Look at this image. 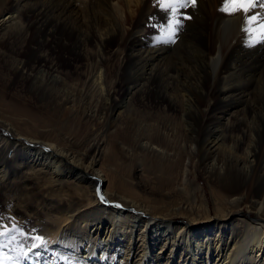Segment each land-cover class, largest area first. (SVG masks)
Segmentation results:
<instances>
[{
  "label": "bare ground",
  "instance_id": "1",
  "mask_svg": "<svg viewBox=\"0 0 264 264\" xmlns=\"http://www.w3.org/2000/svg\"><path fill=\"white\" fill-rule=\"evenodd\" d=\"M110 1L0 0L1 41L12 53L0 52V235L8 232L0 255L21 264H264V63L259 74L248 72L264 55V0H129L136 5L137 41L149 34L143 16L155 25L165 17L156 15L159 8L168 6L166 14L176 20L192 12L178 54L142 60L133 51L135 63L125 75L128 102L139 91L151 93L153 84L162 88L164 109L177 102L185 110L169 119L180 133L156 129L158 143L144 141L140 158L121 141L119 155L100 158L98 148L76 149L75 130L67 135L53 125L59 117L78 130L95 119L97 102H109L114 68L126 66L127 49L108 48L132 33L123 27L132 12L126 16L120 1ZM63 35L82 38L75 54L83 53L86 63L82 71L76 66L73 86L62 54H20L31 39ZM36 59L42 64L34 65ZM7 73L13 79L4 78ZM14 75L29 88L25 104L6 100ZM37 82L47 90L60 86L49 95L51 108L37 102ZM83 94L91 97L89 110L95 100L87 114L75 106ZM196 97L206 101L203 112L185 118L187 109L199 107ZM211 116L220 130L202 140L187 122ZM130 131L106 135L118 139ZM174 137L178 151L166 147ZM217 153L225 155L226 167ZM226 168L235 175L227 177ZM196 170L207 174L213 213L194 183ZM241 206L252 221L233 220L229 211Z\"/></svg>",
  "mask_w": 264,
  "mask_h": 264
},
{
  "label": "rangeland",
  "instance_id": "2",
  "mask_svg": "<svg viewBox=\"0 0 264 264\" xmlns=\"http://www.w3.org/2000/svg\"><path fill=\"white\" fill-rule=\"evenodd\" d=\"M114 1H118V2L120 1L119 2L120 6H121L120 12H123V14L126 16H128L129 13L132 12V9L133 10L136 9V5L133 4L134 3L133 1L129 2V0H127V2H126V0H111L110 3L114 2ZM259 4L264 6L263 1H260ZM88 12H92V14H95L98 11H96V9H94V10L86 11V13H88ZM167 12H168V6L165 8H161V9L159 8L157 10L156 15L158 17H161L162 14H165V17H163V19H161V20H158V22H156L155 25L152 23L150 24L149 19L148 18L145 19V17L143 16L142 20H140V23L147 24V30H148L149 34L147 35V37L142 38L138 41L136 39V34H135L136 31H138V26L137 27L135 26L136 25L135 24L136 23L135 12H132L129 16L131 21L128 19L123 24L124 30H128V29L131 30L133 35H131L132 34L131 33L128 36L123 35V36L119 37L118 40H115L113 43L110 44L108 49L111 48V49L117 50L118 48L119 49L126 48L127 49L126 56H125L126 66L123 67V65H122L121 68H119V67L114 68L113 78L115 80V83L113 85V88H112L109 96H108L109 102L108 101L104 102L102 100L97 102L98 105L96 104V106H97V112L96 113H98V115L95 119L90 121V123H87L84 126L79 127L78 130L74 129L75 128L74 124H70V125L68 124L67 125V123L66 124L65 123H59V121L57 119L59 117H56V119L54 120V125L52 124L54 127V131L60 130L58 132H62V130L65 128L64 129L65 134L68 135V132H72V130H75V133H73V135H72L71 141L72 142H74V140L76 141V144H75L76 149H82V150L92 149V152H93V149L98 148L99 150H103L99 155L100 158L101 157L109 158L111 153L112 154L116 153L117 155H119L118 149H117V144L119 143V141H121L123 143L124 147H126V148L129 147V148L133 149V151L136 150L137 156H138V158H140V155L143 152L137 148H139V146H141V145L143 146L142 143L144 141L146 142V141L150 140L149 142H151L152 144L158 143L157 135L155 133L156 129H158L160 127H163L166 130L168 128H171L170 130H167V133L169 135L173 134V133H180V130H181L180 127H178L177 129L173 128L169 119L175 115H182L184 106L182 107V105L180 106L177 102H172L171 107L164 109V104H162V100H161L162 88H159L161 86H154L152 84L151 87L153 86V88H152L151 93H147L143 90L139 91L137 95H139V94L140 95L138 97L134 98V101H131V102H128V96H127L128 93L125 92L128 84H129V80L125 79L126 78L125 75H127V73H128L127 68L134 66V63H135L134 60H131L132 58L130 56L133 51L136 52V50H139V52L141 53V59L142 60H147L148 57L151 56L152 53L154 55L155 54L161 55L162 56V57L160 56L161 58H165L166 56H174L175 53L178 54V51H179V50H177L178 44L181 41L182 36L187 33L186 31L189 28L186 23L187 22L190 23L193 21L192 12L189 14H187V13L182 14L180 16L181 19L179 18V20L174 19L172 17V15H170V14H166ZM86 13L83 12V15H85ZM190 16H191V18H190ZM188 19H189V21H188ZM180 20H182V22H180ZM176 21H178V22H176ZM168 23H169V25H168ZM175 24H176V27H175ZM2 37H3V35H2V33H0V52H3L1 55H7V57H10L12 55L11 48L7 44H5V46H3L2 41H1ZM159 38L161 40H159ZM173 38H174V40H173ZM76 41L78 42V44L74 43ZM80 41H82L81 37H74V36H69V35H63L60 37L56 36V37H47V38L46 37L34 38V39H31L30 43L27 42L25 45L22 46L20 54L25 55L26 53H28L31 50L37 51L38 55H41V54H48L49 55L50 54L51 57H55L54 55L52 56V54H62L63 60L61 61V63L64 64L66 67L63 69V73L68 74L69 75L68 77H70L72 79L71 81L67 82L68 86H70V85L73 86L74 82L75 83L77 82L75 80L76 75H74V71L77 68L79 69V71H82L84 69V65L86 63L85 59L83 58V53L79 54V58L77 55V58H76V54H75L76 48L79 46ZM146 51H149L150 54H148ZM259 55H261V54H259ZM257 57H259V59H258L259 63H256L254 65V68L252 70L248 71L249 73L252 72L254 74H259L263 70V66H261L260 64L263 65V63H264V55L257 56ZM113 60H115V59L113 58ZM164 62L166 63V60H164ZM51 63L54 64V61ZM161 63H160V65H161ZM37 64L41 65L42 63H40L36 59V60H34V65H37ZM76 66H77V68H76ZM125 68H126V70H125ZM162 72H163L162 68H160L159 73L156 72V77H157V73L159 74V77L157 78V82L160 81V74ZM8 76L9 75L7 73L4 78H7ZM9 78H11V76H9ZM11 79H13V78H11ZM11 83H12V85L10 86V88L6 89L4 91L6 100L7 101L10 100V102H12V103H21V104L27 103V100H28L27 96H28L29 88H27V85H26L27 83L24 81V79H22L19 75H14V80H13V82L11 81ZM77 84H78V82H77ZM25 87L27 89H25ZM37 87L40 89L39 92L37 91V93L40 95L37 102L40 101V102H38L40 105H46V107L51 108L50 106H48V104L50 103V99H51V98H49V95L52 94L51 97H53V94L55 92V90L53 91V89H57V88L59 89L60 86L59 85H54V86L52 85V88H51V86L50 87L48 86L49 90H47L48 89L47 86L45 87V85H43L42 83H40V85H39V83L37 82ZM21 88H24V89H21ZM158 89H160V90H158ZM19 90H21L22 92L24 91L23 92L24 94L20 93ZM51 90L53 91V93ZM239 91H242V90H239ZM19 95H20V97H19ZM84 97H85V99H83ZM78 98L79 99L82 98L81 102H83V103H81V102L78 103L77 100H79V99L76 100V98H75V100H76L75 106H78L81 109L83 108L82 111H84L85 114H87V112H90L93 110V107L95 106V105H93V104H95V100L91 101L92 103H91L90 110H89L88 101L91 100V97L87 98L83 94L82 97L79 96ZM44 103H46V104H44ZM195 103H197L199 107H194L195 109H190V108H192V107H190L189 109H187L186 111H188V112H186L185 118L190 119L189 116H199L203 112V109H204L203 106H204V104H206L204 97H196ZM83 106H85V107H83ZM215 107H217V105H215ZM117 110H123V111L120 115H115ZM216 112H218L217 109H216ZM116 116H119L120 118L116 119ZM214 117L215 116L206 117V118H199L198 117V118H195V121H188L187 124H188V126L193 125V127L191 126L190 129H193L199 133H202V135H201L202 140L207 139V141H209L211 136L212 135L214 136L213 132H215V134H217V132H219V130H220V128H219L220 122L216 121L214 119ZM105 119H106V121H105ZM100 120H102V121H100ZM255 120L256 119H254L252 121V123L253 122L257 123V120L256 121ZM72 122L75 123L76 120L73 119ZM55 123L59 124V125H56ZM157 125H158V127H156ZM55 126H57V127H55ZM244 126L245 125L242 123L240 127L242 128ZM126 127H128V129L131 131L124 138L119 137L117 139V138L111 136V135H113L112 132H114V133L116 131L122 132L123 128L125 129ZM223 128L225 129V127H223ZM1 129L2 128L0 125V133H1ZM64 130H63V132H64ZM184 130L187 132L186 128ZM110 131L112 134L110 133L111 135L110 134L106 135V133H108ZM131 133H133V134H131ZM153 133H155V135ZM233 133L236 134L238 132L236 130H234ZM102 134L104 135V137L102 136ZM175 140H176L175 137H174V139L169 138V140L168 139L166 140L167 141L166 147L168 148V150L178 151V149L176 147L177 143L174 142ZM72 145L73 144H69L68 147H70ZM153 146H156V145L153 144ZM205 155L206 154H200L199 155L200 160H204ZM221 156H223V157H221ZM224 157H225L224 154L221 155V153H217V160L219 163L222 162L223 166H225V158ZM138 158H135V162L138 161ZM262 158L264 159V156ZM184 159H186V158H184ZM98 167H99V165L96 168H98ZM226 172H227V175H226L227 177L231 176V175L232 176L235 175V174L229 172L228 169ZM260 172L261 173H259V174L261 175L263 173V171L261 170ZM206 176H207V174H205L199 170H196V178H195L194 183L196 186H201L204 197L207 200L208 207L210 209V213H213L212 205H211L210 192H209L208 184L206 183V180H205ZM229 212H231V215L233 216V220L237 221V222L239 221V219H244V218L247 219L248 221H252V218L254 216L252 213H249V209L247 206H241L240 209H236V210L234 209L233 211L230 210ZM3 234L7 236L8 232L6 231ZM3 234L0 235V242H4V235ZM83 242H85L84 238H83ZM18 249L19 248L16 246L15 250L17 251ZM156 250H157L156 252H159L158 248ZM16 251H13L12 254L17 253ZM8 263L9 264H21V263L17 262L15 260V258H13V256H6L5 255V257H4L3 254H1L0 255V264H8Z\"/></svg>",
  "mask_w": 264,
  "mask_h": 264
}]
</instances>
